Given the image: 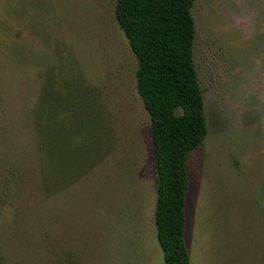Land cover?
<instances>
[{
    "label": "rangeland",
    "instance_id": "rangeland-1",
    "mask_svg": "<svg viewBox=\"0 0 264 264\" xmlns=\"http://www.w3.org/2000/svg\"><path fill=\"white\" fill-rule=\"evenodd\" d=\"M116 1L0 0V264H165ZM192 12L208 135L188 158L190 264H264V0Z\"/></svg>",
    "mask_w": 264,
    "mask_h": 264
},
{
    "label": "trees",
    "instance_id": "trees-1",
    "mask_svg": "<svg viewBox=\"0 0 264 264\" xmlns=\"http://www.w3.org/2000/svg\"><path fill=\"white\" fill-rule=\"evenodd\" d=\"M195 2L117 0L115 9L119 27L138 59L137 92L151 121L158 178L155 223L165 264H190L185 241L188 158L208 135L194 60ZM62 108L52 105L58 116ZM46 109L49 117L52 111Z\"/></svg>",
    "mask_w": 264,
    "mask_h": 264
}]
</instances>
